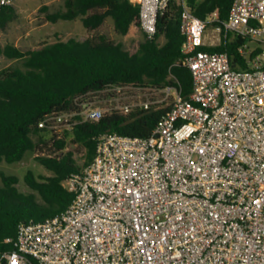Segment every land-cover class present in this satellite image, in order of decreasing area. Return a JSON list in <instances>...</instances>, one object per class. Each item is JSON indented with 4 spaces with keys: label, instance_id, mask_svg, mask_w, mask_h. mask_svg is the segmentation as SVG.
Listing matches in <instances>:
<instances>
[{
    "label": "built area",
    "instance_id": "built-area-1",
    "mask_svg": "<svg viewBox=\"0 0 264 264\" xmlns=\"http://www.w3.org/2000/svg\"><path fill=\"white\" fill-rule=\"evenodd\" d=\"M130 1L153 38L172 0ZM174 1L191 95L183 98L176 84L105 89L114 98L138 92L116 112H164L148 137L99 135L93 161L64 182L74 194L68 209L20 224L1 264H264V0H234L216 26L217 12L202 20L188 0ZM14 2L0 0V12ZM228 34L249 39L244 56L260 48L249 68H235L227 52L199 50ZM90 94L39 128L59 138L99 121L105 111L81 101Z\"/></svg>",
    "mask_w": 264,
    "mask_h": 264
},
{
    "label": "trees",
    "instance_id": "trees-1",
    "mask_svg": "<svg viewBox=\"0 0 264 264\" xmlns=\"http://www.w3.org/2000/svg\"><path fill=\"white\" fill-rule=\"evenodd\" d=\"M188 2L202 20L217 12V21L211 23L216 26L229 18L234 0ZM180 12V7L172 0L158 17L156 35L149 38L145 34V41L134 52L121 43L109 42L105 36L84 41L59 40L28 51L0 45V55L21 61V66L0 71V162L22 161L43 142V133L47 131L39 128L40 121L51 113L75 110L77 97L114 85L163 88L176 84L183 98H189L193 80L182 52L185 36L181 31ZM80 17L91 30L99 28L107 17L114 20L116 30L122 35L133 28L142 30L140 8L130 0H65V10L49 19L72 21ZM13 18V7H3L0 26L5 27ZM161 37L164 38L162 44L159 43ZM249 43L247 38L228 34L219 45L203 46L199 50L227 52L235 68L247 69L249 60L260 52L257 48L249 56L242 55L239 48ZM163 112V109L152 108L136 109L130 114H105L99 121L77 124L64 138L52 137L49 143L60 152L66 147L65 138L71 136L74 143L85 148L84 166H87L95 157L99 135L118 133L148 137ZM38 160L53 174L37 177L33 171H28L25 181L32 193L19 190L17 177L0 173L3 183L0 186V262L3 254L13 249L5 240L16 237L20 224L41 222L59 215L74 199V194L64 186L67 179L82 171L73 153L68 151L38 157Z\"/></svg>",
    "mask_w": 264,
    "mask_h": 264
},
{
    "label": "rangeland",
    "instance_id": "rangeland-1",
    "mask_svg": "<svg viewBox=\"0 0 264 264\" xmlns=\"http://www.w3.org/2000/svg\"><path fill=\"white\" fill-rule=\"evenodd\" d=\"M14 18L5 27L0 26V45L5 47L11 45L20 48L23 51L39 49L46 44H51L59 40L68 41L76 39L84 41L93 39L98 36H105L109 42L121 43L125 49L129 51H136L139 45L145 41L146 35L143 30L133 28L127 35L120 34L111 17H107L103 24L91 30L84 26L83 17L76 20H57L53 22L49 19L52 15L65 10V0H15L13 4ZM102 12V11H98ZM213 27H210L208 34L212 36ZM218 36V35H217ZM164 38L159 39L162 44ZM211 43V42H210ZM208 44L209 46H217L220 44L218 39L215 44ZM21 66V61L10 59L5 55H0V71L10 67ZM116 96L120 98L117 100L113 97L114 91L103 90L101 92L93 93L85 97L81 101H92L99 105L105 114H110L120 111L119 107L126 102H132L134 96L138 94L137 91H125ZM84 105L80 106L79 110H83ZM60 136L58 139L64 138ZM52 136L49 132L43 133V142L38 147L28 152L25 158L17 163L8 164L5 161L0 162V173L8 176H15L19 182L17 187L21 192L32 193L33 191L27 185L25 176L28 171H33L35 176L50 177L52 172L41 164L38 157L54 156L68 151L73 153V158L76 160L77 165L82 169L85 167L86 150L79 144L72 141V137L65 138L66 147L63 151L54 150L53 146L49 143ZM37 141L38 137H34ZM45 143H49L46 145ZM0 177V186H2Z\"/></svg>",
    "mask_w": 264,
    "mask_h": 264
}]
</instances>
